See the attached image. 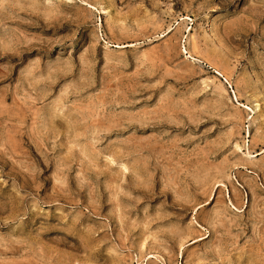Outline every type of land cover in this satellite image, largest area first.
Returning <instances> with one entry per match:
<instances>
[{
    "label": "rangeland",
    "instance_id": "obj_1",
    "mask_svg": "<svg viewBox=\"0 0 264 264\" xmlns=\"http://www.w3.org/2000/svg\"><path fill=\"white\" fill-rule=\"evenodd\" d=\"M0 264H264V0H0Z\"/></svg>",
    "mask_w": 264,
    "mask_h": 264
}]
</instances>
